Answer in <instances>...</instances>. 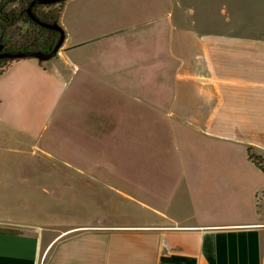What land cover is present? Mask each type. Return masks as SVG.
I'll use <instances>...</instances> for the list:
<instances>
[{
    "label": "crops",
    "instance_id": "obj_1",
    "mask_svg": "<svg viewBox=\"0 0 264 264\" xmlns=\"http://www.w3.org/2000/svg\"><path fill=\"white\" fill-rule=\"evenodd\" d=\"M60 24V54L9 61L0 75V226L20 230L0 232V264H264V170L249 156H264V37L197 31L180 0H67ZM79 79L86 96L96 85L100 111L117 118L126 101L163 119L168 156L145 159L160 170L138 175L135 160L83 152L62 161L99 168L65 174L80 195L43 184L42 165L58 158L34 156L53 151L54 120ZM42 188L50 211L80 199L93 218L44 224L40 201L22 206Z\"/></svg>",
    "mask_w": 264,
    "mask_h": 264
},
{
    "label": "rangeland",
    "instance_id": "obj_2",
    "mask_svg": "<svg viewBox=\"0 0 264 264\" xmlns=\"http://www.w3.org/2000/svg\"><path fill=\"white\" fill-rule=\"evenodd\" d=\"M27 1L24 0L25 6ZM183 8L185 9L186 16L191 26L197 31L226 33L233 35H244L254 37H264V0H180ZM20 3L17 4L19 6ZM42 10H46V7H40ZM29 30V24L21 22L19 26L10 31L11 37L18 39L19 35H24ZM92 94L86 96L83 91L80 79L73 84L68 93L63 98L59 107L58 113L54 120L56 133L53 134V151L50 149H38L34 157H40L47 159L50 157L47 152L53 154V157L58 158V164L47 165L43 164L41 167L43 175V184L51 186L53 183V193L57 195H69L68 191H73L80 195L82 193V187L79 180L73 183H67L65 181V174L71 173L76 175L78 169L83 167L88 169L91 173H97V166H74L69 167L63 165L62 161L70 158H80L83 152L89 153L91 159H96L99 154H103L107 160L113 159L115 153H118L124 159H132L136 161L137 166H131L132 171L138 175H145L146 168H151L150 172H157L162 167H150L145 165L146 157L154 159L168 156L169 137L163 132L162 127L165 126L163 119L155 113L154 117H147L149 113H146L145 106L137 107L138 110L132 108L126 101L117 103L121 108L117 111L119 117L115 118L114 112L98 109L100 103L96 100V85H89ZM95 91V94L94 92ZM133 105V104H132ZM132 111V117H129ZM129 113V114H128ZM84 114H89V117H83ZM121 122L119 123V121ZM49 124V129L50 128ZM83 126H88L90 132ZM120 126V127H115ZM106 130V133H100V131ZM121 130L119 134H114V130ZM136 131V132H131ZM48 137L51 135L48 134ZM85 142L90 143V150H82L81 145ZM121 143V147L115 148L113 143ZM107 143L105 150H98V144ZM109 143V144H108ZM47 151V152H46ZM2 157H9V154L1 155ZM87 157V155H85ZM29 157V155H25ZM152 159V158H151ZM108 163V162H107ZM155 163V162H153ZM111 166V165H110ZM147 166V167H146ZM130 166L126 168L129 169ZM112 168V167H111ZM56 175V176H55ZM145 179L144 177L142 178ZM53 181V182H52ZM69 187H72L70 189ZM39 192V198L25 199L23 207L33 206L38 207V202H41V206L44 209H49V212H45L39 216L41 221L46 223H53V216L57 215L58 221L61 224H74L76 222H87L90 218H93L92 214H82L81 204L77 200V203H67L66 198L63 197V205H59V210L50 211L53 208L52 194L46 193L42 188ZM76 195V194H75ZM104 201V195L100 196ZM13 200V199H12ZM97 200V199H96ZM99 202L102 203V201ZM70 210V211H69ZM259 210L264 215V190L259 195ZM44 228L53 225H43ZM68 226V225H57ZM3 227V226H2ZM24 229V228H23ZM25 230V229H24Z\"/></svg>",
    "mask_w": 264,
    "mask_h": 264
},
{
    "label": "trees",
    "instance_id": "obj_3",
    "mask_svg": "<svg viewBox=\"0 0 264 264\" xmlns=\"http://www.w3.org/2000/svg\"><path fill=\"white\" fill-rule=\"evenodd\" d=\"M65 1L58 3L47 4L46 10L37 9L33 11L43 20L47 22H58L60 24V16L63 11ZM32 0L27 1V6L24 0H0V45L10 50H42L50 52L59 40L60 33L56 30L43 27L31 19L27 8ZM20 3L19 6L17 4ZM21 22L29 24V30L24 35H19L18 39H14L10 35V31L19 26ZM17 59H4L0 61V75L9 64V61ZM250 158L264 170V156L257 153L254 147H249ZM20 230L0 226V232L16 234Z\"/></svg>",
    "mask_w": 264,
    "mask_h": 264
},
{
    "label": "water",
    "instance_id": "obj_4",
    "mask_svg": "<svg viewBox=\"0 0 264 264\" xmlns=\"http://www.w3.org/2000/svg\"><path fill=\"white\" fill-rule=\"evenodd\" d=\"M65 0H33L28 7L29 16L33 21L42 25L43 27H47L53 30H56L60 33V37L52 51L44 52L42 50H11L8 52L0 53V58H10V59H23V58H36L39 61H47L59 54V51L62 49V46L65 42L66 34L58 22H47L41 19L37 14L32 11V8L36 4H51V3H58ZM2 49V45H0V50Z\"/></svg>",
    "mask_w": 264,
    "mask_h": 264
},
{
    "label": "flooded vegetation",
    "instance_id": "obj_5",
    "mask_svg": "<svg viewBox=\"0 0 264 264\" xmlns=\"http://www.w3.org/2000/svg\"><path fill=\"white\" fill-rule=\"evenodd\" d=\"M33 1V0H32ZM31 4V3H30ZM45 5H47V4H36V5H34L33 6V8H32V11H33V9L35 8V7H37V9L39 8V7H42V6H45ZM29 7V6H28ZM28 9V8H27ZM28 11V10H27ZM34 12V11H33ZM35 13V12H34ZM29 14V13H28ZM36 14V13H35ZM11 51V50H10ZM4 52H8V50L6 49V47H2V49L0 50V53H4ZM4 59H9V58H0V61H2V60H4Z\"/></svg>",
    "mask_w": 264,
    "mask_h": 264
},
{
    "label": "built area",
    "instance_id": "obj_6",
    "mask_svg": "<svg viewBox=\"0 0 264 264\" xmlns=\"http://www.w3.org/2000/svg\"><path fill=\"white\" fill-rule=\"evenodd\" d=\"M61 53V50L59 51V54Z\"/></svg>",
    "mask_w": 264,
    "mask_h": 264
}]
</instances>
